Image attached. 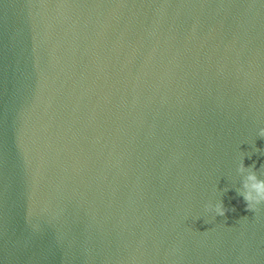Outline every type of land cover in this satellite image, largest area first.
Listing matches in <instances>:
<instances>
[{
  "label": "water",
  "instance_id": "water-1",
  "mask_svg": "<svg viewBox=\"0 0 264 264\" xmlns=\"http://www.w3.org/2000/svg\"><path fill=\"white\" fill-rule=\"evenodd\" d=\"M262 128L264 0H0V264H264Z\"/></svg>",
  "mask_w": 264,
  "mask_h": 264
},
{
  "label": "clouds",
  "instance_id": "clouds-1",
  "mask_svg": "<svg viewBox=\"0 0 264 264\" xmlns=\"http://www.w3.org/2000/svg\"><path fill=\"white\" fill-rule=\"evenodd\" d=\"M259 135L260 137H264V128L260 129ZM244 168L245 165L241 161L240 169L243 170ZM242 187L243 190L238 192V194L243 197L248 210H254L258 205L264 203V179L257 177L255 173H249ZM207 207L214 209L215 213L219 216H224L229 210L224 207L222 201L215 205L209 204Z\"/></svg>",
  "mask_w": 264,
  "mask_h": 264
}]
</instances>
